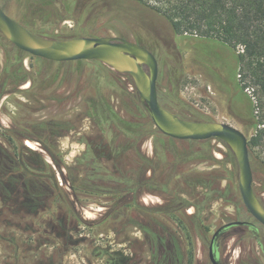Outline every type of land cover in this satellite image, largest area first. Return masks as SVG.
I'll list each match as a JSON object with an SVG mask.
<instances>
[{"label": "rangeland", "instance_id": "rangeland-1", "mask_svg": "<svg viewBox=\"0 0 264 264\" xmlns=\"http://www.w3.org/2000/svg\"><path fill=\"white\" fill-rule=\"evenodd\" d=\"M123 1L129 14L120 11L118 19L112 16L110 8L98 0H0V5L20 24L43 34H51L46 38L67 40L112 36L146 46L158 56L160 62L158 93L160 102L166 108L182 118L203 121L187 111L192 110L213 122L234 126L248 138L255 134L252 109L256 110L258 119L264 112L260 110L257 88L243 80L244 74L238 64V53L242 48L235 51L218 41L199 43L186 35V40L179 42L180 52L167 53L153 34L152 26L160 30L161 27L150 14H145L149 11L145 12L136 0ZM143 1L162 7L159 0ZM8 42L5 39L0 41V71L6 60ZM194 47L201 53L202 60L195 56ZM24 65L29 69L30 60L26 59ZM50 69L53 77L44 84V88L32 89V94L40 99L38 103H43V107L39 112L30 111L27 122L41 120L56 125V143L68 164H73L76 157L86 150L90 152L91 159L92 152H103L109 166L115 163L121 169L120 173L123 169L127 174H136L138 152L142 151L153 158L157 147V153L162 154L165 163L155 160V180L158 185H165L161 183L163 181L169 183V195L142 192L138 197L131 194L123 200L122 194L115 195L121 185L111 182L106 183L108 194H96L80 202L57 169L60 175L58 182L84 223L79 233L74 232L73 245H69L70 240L63 242L49 226H40L39 223L32 225L33 232L37 234H26L25 228L29 222L25 211L12 216L9 211L11 207L5 210L0 204V264H109L114 259L113 264H119V256L115 254L117 251L125 256L130 255V259L133 257L129 264H175L174 257L166 259L163 255L166 245H151L143 231L134 229L129 233L120 227L119 232L98 237L92 228L98 220L113 216L123 203L133 202L147 208L160 207L173 198L176 201L178 194L190 203L188 216L201 212L200 226L194 229L197 241L195 264H209V245L215 232L235 221L250 225L232 226L225 230L219 241L222 263L264 264V235L256 238L252 232V228L258 227L259 223L244 205L239 190V168L231 150L223 142L215 139L177 141L158 137L141 142L137 134L127 131L129 126H132V131L138 129L142 119L135 104L137 102L128 95V91H134L130 84L132 80H125L122 74L106 65L74 63L56 65V68ZM31 87V82L18 89L0 85V131L13 127L14 117L20 111L17 103H36L22 92ZM93 103H106L109 111L100 113L93 109ZM30 137L33 135L30 134ZM33 139L24 140V145L29 148V143L36 149H42ZM107 142L111 148L113 146V151L110 149L109 153L106 151ZM251 162L254 167V188L262 196L264 206V147L255 150ZM94 165H97L96 162H93ZM151 175L149 172L147 177ZM114 198H122L119 207L114 206ZM47 219H50L49 215H45L44 221ZM142 221L148 229L150 227L156 232V236L163 234L164 230L155 224L150 225L148 218L144 217ZM169 222L170 230L178 231L179 226L173 221ZM78 240L81 241L75 244ZM167 246L171 247L172 244L167 243ZM187 250L184 240L176 256L180 264Z\"/></svg>", "mask_w": 264, "mask_h": 264}, {"label": "trees", "instance_id": "trees-1", "mask_svg": "<svg viewBox=\"0 0 264 264\" xmlns=\"http://www.w3.org/2000/svg\"><path fill=\"white\" fill-rule=\"evenodd\" d=\"M98 1H101L100 3H103L105 7L110 8L112 16L116 19H118L117 16L120 11L129 14L125 9L123 0ZM136 1L137 5L142 7L145 12L146 10L149 11L145 14H150L154 22L161 27V30L156 29V26H152L151 29L157 41L167 53L180 52L179 42L181 40L185 41L186 35L195 38L199 43L218 41L235 51L242 48L238 53V64L244 74L243 80L248 81L257 88L256 94L258 95L260 110L264 112V0H159L162 7L149 5L143 0ZM132 16L137 18L136 15ZM137 19L139 20V18ZM26 27L43 37H50L49 35H51ZM2 39H5V37L0 32V41ZM8 45L6 60L0 71V85L9 89H18L23 84L31 82L32 87L22 92L36 103H17L20 111L14 117L13 127L0 131V204H2L3 209L6 208L5 210L11 207L9 211L12 212V216L19 214L21 210L25 211L28 218L27 222H29L28 225L26 224V234H37L33 232L32 225L39 223L40 226H49L63 242L70 240L69 245L71 246L74 243V232L79 233L84 224L68 194L58 182L57 172L54 170L53 165L48 163L39 152L33 151L24 145V140L33 138L30 137V134L35 136L33 140H37L42 145L64 181L69 184L68 186L73 195L80 202H83L85 198H92L96 194H108L109 190L106 183L111 182H117L121 185L119 191L114 194L117 196L122 194L123 200H126L134 189H141L142 192L146 189L149 191L168 190V182H161L165 185L156 184L158 182L155 180V163L157 161L155 162L153 158L143 154L142 151L138 152V170L136 174H127L123 169L120 173L121 169L115 163L109 166L103 152L95 151L96 154L92 152L93 159H91L90 152L86 150L81 156L76 157L73 164L66 163L63 153L56 144L55 133L50 131L49 122L40 120L29 123L27 120L31 116L30 111L39 112L40 108L43 107V103H38L40 99L32 94V89L34 87L44 88V84L53 77L50 68H56V65L65 66L74 63L57 64L49 62L20 51L9 42ZM194 52L197 59L202 60L198 49L195 48ZM26 59L30 60L29 69L24 65ZM76 64L104 66L97 61H79ZM36 68L38 69L36 70ZM123 78L128 81L131 80L126 75H123ZM130 84L134 91L132 93L128 91V95L133 96L137 102L135 104L141 112L142 119L138 124L139 128L135 131L130 129L132 126H129L128 123L127 131L137 134L141 142L147 138L155 139L156 137L173 140L161 135L155 129L132 81H130ZM0 93H2V89ZM95 102H97V99ZM180 104L182 106V103ZM92 106L94 110H98L100 113L109 111L106 103H93ZM252 110L256 133L248 138L250 157L253 156L256 149L264 147V113L258 119L255 114L256 110ZM187 111L197 116L198 119L213 122V120L198 115L192 110ZM110 149L113 151V146L111 148L110 143L107 142L106 151L109 153ZM155 151L157 152V147ZM161 155V153L158 154V161L165 163ZM93 162H96L97 165L93 166ZM149 172L152 175L148 178L147 174ZM94 180H96L95 184L93 183ZM257 195L262 201V196ZM121 199L114 198L115 207L121 205ZM189 206L190 203L181 194L176 196V201L173 198L160 207L147 208L133 202L123 203L113 216L94 223L92 232L95 236L103 235L105 237L110 235L111 232H119L120 227L129 231V233L134 229L143 231L151 245L156 246L161 243L166 245L163 255L166 259H170L171 256L174 257L175 264H180L179 261H176V256L178 255L180 243L185 240L188 250L187 255L181 257V264H195L197 241L194 229L200 226L199 216L201 212L198 211L197 214L188 216L184 209H188ZM45 215H49L50 219L44 221ZM144 217L149 219L150 225L155 224L161 227L164 230L163 234L156 236L155 231L150 227L148 229L142 221ZM169 220L179 226L178 231L177 229L176 232L170 230L167 224ZM191 225L195 228L192 229ZM252 232L258 238L259 235H264V227L259 223L258 227L252 228ZM80 241L78 240L75 244ZM29 243L30 245L33 244V242ZM167 243H171L172 246H175V249L171 248L172 246H167ZM115 254L119 256L120 260L117 262L119 264H129V261L133 260V257L130 259V255L125 256L120 251ZM145 254H147L146 250ZM113 261L110 260L109 264H113Z\"/></svg>", "mask_w": 264, "mask_h": 264}, {"label": "water", "instance_id": "water-1", "mask_svg": "<svg viewBox=\"0 0 264 264\" xmlns=\"http://www.w3.org/2000/svg\"><path fill=\"white\" fill-rule=\"evenodd\" d=\"M0 32L19 50L51 62L97 61L129 76L155 128L177 141L202 142L215 139L232 152L239 168V190L245 207L264 227V206L254 189L249 139L240 129L209 121L184 119L167 109L159 99V62L153 52L120 37H78L54 40L42 37L12 19L0 5ZM235 221L229 226H245ZM219 234L216 232L214 238ZM211 260L218 264L211 252Z\"/></svg>", "mask_w": 264, "mask_h": 264}, {"label": "flooded vegetation", "instance_id": "flooded-vegetation-1", "mask_svg": "<svg viewBox=\"0 0 264 264\" xmlns=\"http://www.w3.org/2000/svg\"><path fill=\"white\" fill-rule=\"evenodd\" d=\"M26 27V26H25ZM31 31V30H30ZM34 33V32H33ZM36 34V33H35ZM43 37V36H42ZM107 37H109V36H107ZM111 37V36H110ZM95 38V37H94ZM6 39V38H5ZM124 39V38H123ZM7 40V39H6ZM127 40V39H126ZM130 41V40H129ZM133 42V41H132ZM9 43H11L10 41H9ZM135 43H137V44H139L138 42H135ZM12 44V43H11ZM13 45V44H12ZM141 45V44H140ZM142 46H144V45H142ZM144 47H146V46H144ZM17 48V47H16ZM147 48V47H146ZM18 49V48H17ZM147 49H149V48H147ZM150 50V49H149ZM21 51V50H20ZM151 52H153L152 50H150ZM154 53V52H153ZM154 55L156 56V58L158 59V56L154 53ZM37 58H39V57H37ZM42 59V58H41ZM45 60V59H44ZM46 61H48V60H46ZM49 62H51V61H49ZM77 62H79V61H77ZM88 62H92V61H88ZM158 62H159V59H158ZM53 63H56V62H53ZM66 63H76V62H66ZM57 64H65V63H57ZM159 69H160V62H159ZM159 73H160V71H159ZM143 105V104H142ZM144 106V105H143ZM46 107V105H44V108ZM146 109V108H145ZM149 116V115H148ZM152 121V120H151ZM49 127H50V131H52V132H54L55 133V138H57V132H56V125H54L52 122L51 123H49ZM155 127V126H154ZM12 128V127H11ZM10 128V129H11ZM48 129V128H47ZM156 129V128H155ZM162 135V134H161ZM35 136H33V138H34ZM39 143V142H38ZM40 144V143H39ZM57 144V143H56ZM40 146H41V148L42 149H36V148H32V147H29V149H31V150H33V151H37V152H39L43 157H44V159L48 162V163H50L51 165H53V167H54V170H57V167L53 164V161H52V159L50 158V156H48V154L46 153V151L43 149V147H42V145L40 144ZM60 150V149H59ZM153 159L154 160H157L158 159V153L154 150V152H153ZM50 159V160H48V158ZM65 171V170H64ZM57 176H58V174H57ZM58 178H59V180H60V175L58 176ZM168 192L169 191H163V190H153V191H149V190H145L143 193H157V194H162V195H166V196H168L169 194H168ZM140 193H142V190L141 189H134V191L133 192H131V194L132 195H134V194H137L136 196L138 197L139 195H140ZM262 202V201H261ZM186 206H187V204H185ZM189 207H191V206H189ZM185 211H186V213H188V209L187 208H185L184 209ZM195 214H197V213H195ZM231 223V222H230ZM230 223H228V224H226L224 227H221L220 229H218L216 232H218L219 231V234H218V236L216 237V238H214V236H213V238H212V240H211V243H210V245H209V264H215L212 260H211V252L213 251V254H214V258H215V260H216V262L218 263V264H223L222 263V261L220 260V256H219V241L222 239V237H223V235H224V232H225V230L227 229V228H229V227H232V226H229V224ZM259 223V222H258ZM249 226L250 224H248V223H246V225L245 226ZM216 232H215V234H216ZM214 234V235H215Z\"/></svg>", "mask_w": 264, "mask_h": 264}, {"label": "bare ground", "instance_id": "bare-ground-1", "mask_svg": "<svg viewBox=\"0 0 264 264\" xmlns=\"http://www.w3.org/2000/svg\"><path fill=\"white\" fill-rule=\"evenodd\" d=\"M27 145H28L29 147L35 148L33 145H31V144H29V143H27Z\"/></svg>", "mask_w": 264, "mask_h": 264}, {"label": "built area", "instance_id": "built-area-1", "mask_svg": "<svg viewBox=\"0 0 264 264\" xmlns=\"http://www.w3.org/2000/svg\"><path fill=\"white\" fill-rule=\"evenodd\" d=\"M253 100H254V103H256V98L255 97H253Z\"/></svg>", "mask_w": 264, "mask_h": 264}]
</instances>
